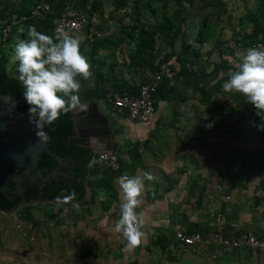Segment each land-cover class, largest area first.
I'll return each instance as SVG.
<instances>
[{
	"label": "crops",
	"instance_id": "0c3cea01",
	"mask_svg": "<svg viewBox=\"0 0 264 264\" xmlns=\"http://www.w3.org/2000/svg\"><path fill=\"white\" fill-rule=\"evenodd\" d=\"M104 13L94 15L83 32H67L81 41V52L88 59L93 73L91 81L80 78L83 85L79 93L80 100L85 103L98 101L102 114L108 117L115 141V154L124 163L123 174L114 179L117 200L105 211L109 216L107 220L104 218L105 224L108 225L111 221L109 213L116 217V221L120 216L121 191L117 183L120 176L128 174L143 177L144 172H149L155 177L152 181H144L143 203L136 210L143 214L145 223L142 228V243L129 251L133 264L159 263L161 255L166 252L153 244L159 233L168 234L172 241L167 248L166 264L171 261L180 262L181 255L188 251L175 240V229L184 227L208 230L217 227V221L205 215L209 211L222 213L223 225L264 236V219L259 217L263 207L258 205L264 189V169L260 173L254 170L253 175L261 174L262 177L261 182H258L255 177H249L253 173L251 167L243 170L240 169L242 161L235 162L241 156L233 157L231 154L230 159L226 153L219 160L217 147L213 145L217 142L214 130L218 125L209 127L196 124L203 107L211 104L216 94L211 102H204L202 96L195 93V88L210 86L215 81L212 80L213 74L181 76L176 73L175 78L164 87L161 86V91L157 94L152 123L148 125L133 120L114 106L112 92L122 90L137 93L154 72L153 60L141 54L139 60L133 61V52L141 47L133 41V31L125 32L127 41L121 40L124 36L119 34L120 27L111 23L112 18ZM94 28L104 32L96 49L87 37ZM135 38L137 40L139 37ZM201 54V69L207 68V73H210L213 64L206 66V63L212 61V57L205 54L202 48ZM178 70L179 67H175V71ZM227 141L229 146L234 145L233 139L227 138ZM232 150L231 148L230 152ZM219 161L229 164L218 168ZM101 193L99 199L103 200L106 193ZM227 196L230 199L226 200ZM262 203L264 205V201ZM96 205L102 209L99 201ZM96 205L88 203L83 207H87L89 211L91 206ZM245 250L242 249L239 256L251 251ZM169 252L174 260L168 259Z\"/></svg>",
	"mask_w": 264,
	"mask_h": 264
},
{
	"label": "rangeland",
	"instance_id": "374dc122",
	"mask_svg": "<svg viewBox=\"0 0 264 264\" xmlns=\"http://www.w3.org/2000/svg\"><path fill=\"white\" fill-rule=\"evenodd\" d=\"M11 1L18 3L20 0ZM223 1L224 7L214 5L212 7V5H206L205 0H195L193 4L184 0L182 3L180 0H161L155 6L156 13L150 10L143 11L141 22H145L148 17L150 21L155 22L157 19L155 15L161 16L166 10L164 5L167 3V13L185 32V35H180L176 49L181 48L182 37H185L191 44H196L197 47L202 48L205 54L212 57V60L219 61L221 55L215 49H217V42L221 41L223 42V49L234 48V55L231 56L228 52L225 57L236 65L247 51L243 47H235L236 32L244 34L252 30V23L246 18V15L258 14L261 0ZM104 12L112 18V20L110 19L111 23L120 27V30L125 27L128 30L137 24L134 16H124V11L113 12L111 0H106ZM94 15L101 14L96 13ZM121 18H123L122 21ZM204 26L209 38H206L205 43L200 45L195 42V37L196 33ZM139 33V29L134 32L133 41L136 43H138V39L136 40L135 36L140 37ZM158 41L159 43L163 42L160 38ZM6 47H8L11 56L14 49L11 50V46L8 45ZM167 49L170 51L169 47ZM17 67V64L10 63L9 58V71L17 74ZM220 76H223L222 71L218 76L213 74L212 80L215 79L216 81ZM256 111L252 105L245 102L239 93L225 92L222 88V91L214 96L213 102L203 107L202 115L196 124L218 125L214 130L217 142L213 144L217 147L218 159L220 160L226 153L229 154L230 159L231 154L233 157L241 156V159L235 161H242L240 169L244 170L248 166L251 167L253 173L249 177H255L254 179L261 182V174L253 175L255 169L259 173L261 169H264V162H262L264 161V131L258 130L255 126L264 121H261V118L256 115ZM227 138L233 139L234 145L232 147L229 146ZM231 148L233 149L232 152H230ZM227 164L229 163L219 161L218 168H223ZM261 199V203L258 205L263 208L260 209L259 217L264 219V205L262 203L264 201V189L261 191ZM83 206L85 204L68 208V206H61L58 202L37 201L32 205V211L40 223L37 226L27 221L19 209L11 212L0 210V264H133V257L129 256V251L124 250L125 245L121 243L118 233L114 231L116 217L109 213V221H111L106 225L104 222L106 213L99 208V205L91 206L89 211L87 207ZM58 214L61 215L60 224L57 223ZM194 215L198 216L197 214ZM205 215L209 217L207 212ZM244 251L246 250L244 249ZM239 252L242 251H224L217 258L184 252L180 262L173 263L171 261L170 263L264 264V252L253 253L248 251L241 256H239ZM85 253L88 255L85 256ZM188 257H192V259H188Z\"/></svg>",
	"mask_w": 264,
	"mask_h": 264
},
{
	"label": "trees",
	"instance_id": "16d2710c",
	"mask_svg": "<svg viewBox=\"0 0 264 264\" xmlns=\"http://www.w3.org/2000/svg\"><path fill=\"white\" fill-rule=\"evenodd\" d=\"M161 0H111L113 6V12L124 11V16H134L137 24L130 29L123 28L119 34L124 36L125 32L133 31L136 29L140 30V37L138 39L141 47L137 48L133 52V61L139 60L142 55H146L147 58L153 60L155 70V59L154 49L156 45L169 46L170 52L167 57H176L177 65L179 67L176 72L177 75L187 76L189 74H216L217 76L222 71L223 76L218 77L210 86H199L195 88V93L202 96L204 102H211L213 96L216 93L222 91L223 84L229 79L228 72L235 70L233 63L229 61L226 55L233 56L234 48L228 47L223 49V42H217V49L221 59L219 61H208L206 66L213 64V68L210 73H207V68L201 69L203 66L201 58V48L197 47L196 44H191L185 37H182V45L180 49H176V43L180 38V35H185L183 28L177 25L173 20L172 16L167 13V3L164 8L166 9L161 16L158 14L155 22L150 21L149 17L146 18L145 22H141L143 11H152L156 13V5ZM189 4H193L195 0H184ZM46 2L49 4L48 9H43L39 15H32V11L39 4ZM106 0H20L18 3L11 0H0V29L3 25L10 23L13 20H19V22L12 28L9 33V37L6 42H0V92L4 94H11L17 97L20 101L19 109L27 112L29 116V105L23 97L24 89L18 79L19 74H14L8 69L9 56L8 47L11 46L13 50L17 38L25 39L26 32L29 25H35L37 30L47 35L53 36V28L56 20L69 8H76L83 10L89 15V23L91 18L96 13H104V6ZM182 3V0H180ZM206 5H213L217 7H224L225 3L223 0H205ZM181 7L183 5H180ZM258 14H247L248 18L252 23V30L248 33L241 34L236 32V47H243L245 49L258 47L264 50V0H261ZM131 8V9H129ZM27 16L25 20L23 17ZM159 16V19H158ZM123 18H121V21ZM203 24H206L203 22ZM90 25V24H89ZM201 25V24H200ZM24 28L25 32L21 33L19 30ZM241 34V35H240ZM129 37V33H128ZM124 36L122 39H125ZM162 39L163 42L158 41ZM209 38V34L206 33L205 26L196 33L195 42L203 45ZM101 39V38H99ZM97 39L93 44H98ZM120 40V41H121ZM126 41L128 40L125 39ZM175 69V68H174ZM207 70V71H206ZM168 81L162 83L164 85ZM161 91V88L160 90ZM120 92H123L122 90ZM45 132L49 137V150L45 151L41 155L39 164L44 169V174L47 175L51 172L59 163L55 158L56 155H60L63 159L65 157H71V177L59 176L57 179L48 181L33 182L28 178L23 177L19 180L18 171L11 170L13 176L11 178V187L13 190H17L20 187H24L23 194L13 191L8 193H0V210L11 212L15 209H19L23 217L31 222L34 226L39 225V220L36 218L32 211V205L39 200L49 203L60 202L61 206H73L80 205L84 200L87 192L86 185L88 184L93 192V203L92 205H101L104 211L109 210L113 202L117 200V194H115L114 179L116 176L123 174L124 163H121V167L118 170L106 165L103 166V161L93 167H88L89 161L94 157L91 149L86 146L69 143V137L75 134L73 120L70 112L61 114L60 118L52 123L51 125H45ZM97 160H100L98 155L95 156ZM69 170V172H70ZM101 192L106 193L105 199H99ZM57 223H61L60 214H58ZM57 217V215H55ZM60 218V219H59ZM156 246H160L163 252L167 251V248L172 244L170 236L166 233H159L157 239L153 242ZM88 253H85L87 256ZM169 260H174L168 254Z\"/></svg>",
	"mask_w": 264,
	"mask_h": 264
},
{
	"label": "clouds",
	"instance_id": "9594fccd",
	"mask_svg": "<svg viewBox=\"0 0 264 264\" xmlns=\"http://www.w3.org/2000/svg\"><path fill=\"white\" fill-rule=\"evenodd\" d=\"M19 31L25 32L24 28ZM57 33L54 39L38 31L35 25H29L26 38H17L10 56V63L18 65V79L24 89L23 97L29 105V121L38 137L43 135L41 129L57 121L61 114L66 115L77 109L86 111L87 106L81 103L79 96L83 87L80 78L91 81L93 77L91 65L81 52V41L62 29H57ZM228 76L223 90L239 93L264 121V50L247 49ZM255 126L264 131V122ZM95 140L89 138L90 143ZM102 160L93 157L88 167ZM154 179L149 172H144L143 177L124 174L117 180L121 204L114 231L122 234L127 241L125 251H131L142 243L145 221L143 214L136 210L143 203L144 181Z\"/></svg>",
	"mask_w": 264,
	"mask_h": 264
},
{
	"label": "built area",
	"instance_id": "2783aa9c",
	"mask_svg": "<svg viewBox=\"0 0 264 264\" xmlns=\"http://www.w3.org/2000/svg\"><path fill=\"white\" fill-rule=\"evenodd\" d=\"M49 4L43 2L35 7L32 15H39L43 9H48ZM27 16L23 17L25 20ZM89 15L83 10L69 8L56 20L53 28V38L58 35L57 29L63 31L83 32L89 25ZM19 22L13 20L3 25L0 29V42H6L12 28ZM88 40L94 43L97 39L104 37V32L94 28L88 33ZM235 41V40H234ZM236 45V42H234ZM167 47L156 45L154 49L155 70L149 79L143 83L137 93L128 91L112 92V103L120 111L127 113L133 120L150 125L153 121L156 111L157 94L160 92L162 83L171 81L175 78L176 57H167ZM170 49V48H169ZM103 162L115 170L121 166L118 155H107L104 152H97ZM230 199V196L225 197ZM209 217L216 220L218 226L208 230L186 229L180 227L175 229L173 236L175 240L182 245L185 251L195 254L208 255L211 258H217L224 251L238 252L242 249H248L254 252H264V236L252 231H240L236 227L222 224L223 214L220 212H207ZM106 220L108 215L105 216ZM122 244L126 245L127 241L118 233Z\"/></svg>",
	"mask_w": 264,
	"mask_h": 264
},
{
	"label": "water",
	"instance_id": "95a60500",
	"mask_svg": "<svg viewBox=\"0 0 264 264\" xmlns=\"http://www.w3.org/2000/svg\"><path fill=\"white\" fill-rule=\"evenodd\" d=\"M81 103L87 106L86 111H70L75 134L69 137V143L89 147L92 153L115 155V141L108 117L102 114L98 101ZM19 104L17 97L0 92V193L13 191L23 194L24 187L12 189L11 170L19 172V179L25 175L33 182H38L39 179L48 181L50 178L57 179L60 175L69 174L60 171V164L64 161L60 155L55 156L59 163L55 169L50 174H44L39 161L45 151L50 152L49 137L44 127L41 129L43 135L37 136L27 112L20 110ZM90 137L96 138L94 143L89 142ZM86 188L85 200L80 205L93 203L92 189L88 184ZM168 251L161 255L158 264H164Z\"/></svg>",
	"mask_w": 264,
	"mask_h": 264
},
{
	"label": "flooded vegetation",
	"instance_id": "af4514ba",
	"mask_svg": "<svg viewBox=\"0 0 264 264\" xmlns=\"http://www.w3.org/2000/svg\"><path fill=\"white\" fill-rule=\"evenodd\" d=\"M72 161H71V157L69 156V157H65V159H64V161H63V163L62 164H60V171L61 172H68L69 174L68 175H60V176H66V178H70L71 177V167H72ZM55 169V168H54ZM69 170H70V172H69ZM52 172V171H51ZM51 172H49V174L51 173ZM18 173V176H20L19 175V172H17ZM23 177H25V178H28V176H25V175H23L22 176V178ZM21 178V179H22ZM20 180V179H19ZM39 181V180H38ZM40 181H42V180H40ZM47 181V180H46Z\"/></svg>",
	"mask_w": 264,
	"mask_h": 264
}]
</instances>
